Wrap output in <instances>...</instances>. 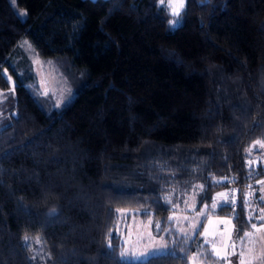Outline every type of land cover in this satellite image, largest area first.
I'll use <instances>...</instances> for the list:
<instances>
[{
  "label": "trees",
  "instance_id": "trees-1",
  "mask_svg": "<svg viewBox=\"0 0 264 264\" xmlns=\"http://www.w3.org/2000/svg\"><path fill=\"white\" fill-rule=\"evenodd\" d=\"M15 2L24 18L0 0V264H223L199 230L123 259L113 226L119 208L164 219L228 186L235 204L213 212L233 236L261 220L248 160L264 142V0H184L175 26L159 0ZM22 37L75 77L62 104L39 92Z\"/></svg>",
  "mask_w": 264,
  "mask_h": 264
},
{
  "label": "rangeland",
  "instance_id": "rangeland-1",
  "mask_svg": "<svg viewBox=\"0 0 264 264\" xmlns=\"http://www.w3.org/2000/svg\"><path fill=\"white\" fill-rule=\"evenodd\" d=\"M9 1L17 15L20 18H24L26 14L24 8L18 6L15 0ZM174 6L178 11L182 8L178 0H175ZM166 8L171 16L170 21L178 20L177 17L171 15V9L167 6ZM170 25L175 26L177 23ZM17 44L20 45L30 59L31 68L38 82L39 92L42 95L52 98L53 102L51 105L58 106L69 99L73 93L72 84L75 82V77L73 76L68 80L66 74L62 71L63 66H58L51 59L45 61L35 54L28 38H20ZM6 76L10 81L12 80L8 75ZM261 143L264 142H256L251 146L248 163L251 166H260L262 168V174L259 176L258 182H260L261 189L259 201L263 203L264 147L260 146ZM217 193H223V191L220 190ZM217 193L214 195V198L217 199L219 205L223 202V198H218ZM212 203L213 200L210 203H206L209 208L204 217L197 215V213L204 210L205 203L196 207V196L194 192L188 193L183 200V204L177 205L178 207L169 211L164 219L153 217L150 213L136 207L119 208V210L123 211H117V209L113 232L117 234L120 242V257L123 259H134V256H141V253H143L144 255L140 258L143 259L150 254L162 252L167 248L168 242L164 238L165 234L169 233L170 237L174 234L191 236L195 231L199 230L196 236L201 235L204 240L207 239L211 251L212 244L215 243L217 248L221 250V256L227 257L223 264H238V257L235 258L236 255L231 256L233 249L231 247H225L226 244L233 242L235 243V251L237 253L243 251L245 264H264V219H261V217H264V206L262 209L263 213L261 212L258 215L261 220L255 223L257 227L255 229L252 227L251 230L245 232L251 233V235L246 237L244 233L243 236L238 238L233 236L232 223L227 226L219 223L220 219L231 220V216L228 214L214 213L213 211L215 210L211 209ZM174 212L176 219L169 221L168 217L172 216ZM185 216L188 217L187 220L184 219ZM209 220L212 221L211 224H209ZM149 221H151V224H149ZM197 221L202 222L203 226L198 225L194 231L190 227V224ZM157 223L160 224V230H157L155 227ZM226 227L227 231H225ZM205 228L208 229L209 233L207 237L203 235ZM124 251L129 252L130 255L122 256L121 253ZM212 253L215 255L213 251ZM189 264L206 263L203 262L202 258H199L197 253H193L189 256Z\"/></svg>",
  "mask_w": 264,
  "mask_h": 264
},
{
  "label": "snow or ice",
  "instance_id": "snow-or-ice-1",
  "mask_svg": "<svg viewBox=\"0 0 264 264\" xmlns=\"http://www.w3.org/2000/svg\"><path fill=\"white\" fill-rule=\"evenodd\" d=\"M174 2H175V0H159V3H160L161 6H167V7H169V8L171 9V15H172L173 17H178V16L180 15V13H179V11L177 10V8L174 6ZM178 2H179V4L182 6L184 0H178ZM169 23H170V24H174V23H179V21H178V20H175V21H169ZM257 143H260V142L257 141ZM260 146H261V147H264V143H261ZM217 183H219V182H217ZM198 187H199V189H200L201 191L203 190V186H202V185H201V186H198ZM228 196H229L228 193H217V197H218V198H219V197H222V198H223V203L219 205L220 207H223V206H225V205H234V204H235V200L233 199V200L229 201ZM165 201H166V203H168V204H171V203H172L170 197H165ZM186 203H187V202H186ZM176 207H178V206H177V205H173V208H174V209H175ZM193 207H194V206H193ZM217 207H218L217 199H216V198H213V203L211 204V209L215 210ZM208 208H209V206H208L207 204H205V205H204V210L198 212L197 215L204 217L206 211L208 210ZM117 211H123V210H119V209H118ZM168 219H169V221H173V220H175V219H176L175 212L173 213L172 216H169ZM184 219L187 220L188 217L185 216ZM261 219H264V217H261ZM208 222H209V224L212 223L211 220H209ZM219 223H220V224H223V225H225V226H227L228 224L231 223V220L220 219V220H219ZM149 224H151V221H149ZM198 225L201 226V227L203 226V225H202V222L197 221V222L191 223V224H190V227L195 231V230L197 229ZM155 227H156L157 230H160V224H159V223H157V224L155 225ZM252 227L255 229L257 226H256V224H253ZM258 230H259V229H258ZM225 231H227V227L225 228ZM208 234H209V233H208V229L205 228V229H204V233H203V235H204L205 237H207ZM250 235H251V233H245V236H246V237H247V236H250ZM185 238H188V237L185 236ZM25 239H27V237H25ZM229 239H231V237H229ZM37 242H39V241H37ZM207 243H208V241H207V239H206V240H205V244H207ZM225 247H231V248L233 249L232 254H233V255H236V256L238 257V264H245L244 253H243V251H241L240 253H237V252L235 251V243H234V242H233V243H230V244H226ZM212 251L215 253V255H216L218 258H221V259L226 258V257H221V250H220L219 248H217V246H216L215 243L212 244ZM121 255H122V256H128V255H130V253L127 252V251H124V252L121 253ZM133 255H134V254H133ZM142 255H144V254L141 253V256H142ZM141 256H134V259H136V260H140Z\"/></svg>",
  "mask_w": 264,
  "mask_h": 264
},
{
  "label": "built area",
  "instance_id": "built-area-1",
  "mask_svg": "<svg viewBox=\"0 0 264 264\" xmlns=\"http://www.w3.org/2000/svg\"><path fill=\"white\" fill-rule=\"evenodd\" d=\"M259 192V187L257 186L256 182L250 177L248 178L247 181V191H246V197L251 200L256 197V194ZM223 193H228V199L229 201L234 199V194H233V186H228V188L223 192Z\"/></svg>",
  "mask_w": 264,
  "mask_h": 264
}]
</instances>
